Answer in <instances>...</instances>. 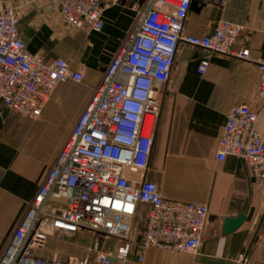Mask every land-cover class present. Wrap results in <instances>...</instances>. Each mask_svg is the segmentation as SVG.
<instances>
[{"label":"built area","instance_id":"obj_1","mask_svg":"<svg viewBox=\"0 0 264 264\" xmlns=\"http://www.w3.org/2000/svg\"><path fill=\"white\" fill-rule=\"evenodd\" d=\"M191 2L150 0L140 11L29 201L0 264H109V256L126 260L133 249L140 261L153 246L199 249L209 206L167 198L148 178L161 112L155 92L169 79L181 42L243 59L250 56V48L235 47L243 27L225 18L209 34H184ZM103 13L102 0H62L60 5L61 20L76 29L101 31ZM208 65L209 60L202 59L200 73ZM257 67L264 92V58L257 60ZM86 69H72L64 57L47 61L31 53L15 8L0 0V106L41 118L57 86L68 80L83 82ZM257 118L247 104L232 106L217 158L243 156L264 178V133L256 127ZM81 230L93 233L86 255L62 259L39 254L49 238Z\"/></svg>","mask_w":264,"mask_h":264},{"label":"crops","instance_id":"obj_2","mask_svg":"<svg viewBox=\"0 0 264 264\" xmlns=\"http://www.w3.org/2000/svg\"><path fill=\"white\" fill-rule=\"evenodd\" d=\"M4 1L15 8L20 34L31 53L47 61L64 57L72 69L81 65L87 69L78 90L73 85L79 82L72 80L57 86L55 100L51 102L54 92L41 118L5 112L0 106V255L68 137L75 111L87 105L106 66L150 2L102 0L105 25L93 31L67 26L60 18L62 0ZM204 1L199 12L190 10L183 33L209 34L219 19H229L243 27L235 47L249 46L250 56L238 58L181 42L169 79L155 92L161 112L148 169V178L167 198L209 206L202 243L195 252L153 246L143 261L133 249L126 260L111 256L109 264H264V178L243 156L217 158L232 106L247 104L256 110V127L264 133V92L257 67V60L264 58V0ZM204 58L209 65L202 74ZM71 101L79 106L67 109ZM47 135H52L55 147L46 153L41 141ZM239 212L246 215L245 221L225 234L224 218ZM52 239L56 238H49L48 244ZM48 244L39 252L43 257L78 255L75 245L74 251L63 253L50 252ZM112 244L109 241L108 248ZM86 254L83 249L78 256Z\"/></svg>","mask_w":264,"mask_h":264},{"label":"rangeland","instance_id":"obj_3","mask_svg":"<svg viewBox=\"0 0 264 264\" xmlns=\"http://www.w3.org/2000/svg\"><path fill=\"white\" fill-rule=\"evenodd\" d=\"M80 85H81V83H74V85H73L75 87L74 90H78L79 89L78 86H80ZM56 92H57V90L55 91L54 98L51 102H53L55 100ZM72 102L73 101L69 102V104L67 105V109L68 108L74 109V108H77L79 106L77 101H74V105ZM83 109H84V106H82L81 108H78L75 111L74 117L70 121L69 132L71 131L77 117L79 116L80 112ZM53 140H54V138L52 137V135H47L45 138L42 139L41 145L44 146L46 153L52 152V150L54 149L55 146L53 144ZM53 238H56V239H52L51 242L48 244V248H47L50 252L62 251L63 253L64 252L68 253V252L74 251L72 249H74L73 245H75L77 249L74 252V254L79 255L82 253L83 249H85L86 251L89 250V247L91 245V241L93 238V233L85 231V232L80 233L79 235H75V236H72V235H66V236H61V237L55 236ZM65 242H67V243H65ZM63 256H61V254L58 255V257H62V258H63ZM65 257L66 256H64V258Z\"/></svg>","mask_w":264,"mask_h":264},{"label":"water","instance_id":"obj_4","mask_svg":"<svg viewBox=\"0 0 264 264\" xmlns=\"http://www.w3.org/2000/svg\"><path fill=\"white\" fill-rule=\"evenodd\" d=\"M133 1H136V0H133ZM205 4H206V2L204 0H192L191 5H190V10L199 12ZM8 111H9L8 109L5 110V112H8ZM245 219H246V215L243 212H239L236 216H226L224 218L223 232L225 234L233 232L234 230H236L239 226H241L243 224ZM258 229L256 230V232L253 236L251 244L254 242V240L256 238V235L258 233ZM251 244H250V246H251ZM248 253H249V250H248V252H246L245 258L248 256ZM109 259L112 260L113 258L111 256H109ZM243 262H244V260H243Z\"/></svg>","mask_w":264,"mask_h":264},{"label":"trees","instance_id":"obj_5","mask_svg":"<svg viewBox=\"0 0 264 264\" xmlns=\"http://www.w3.org/2000/svg\"><path fill=\"white\" fill-rule=\"evenodd\" d=\"M86 231H88V230H86Z\"/></svg>","mask_w":264,"mask_h":264}]
</instances>
